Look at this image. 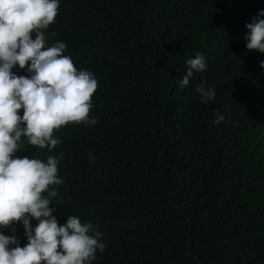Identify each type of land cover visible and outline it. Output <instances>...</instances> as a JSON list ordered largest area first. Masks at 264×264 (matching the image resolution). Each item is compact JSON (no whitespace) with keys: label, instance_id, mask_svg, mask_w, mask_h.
<instances>
[{"label":"trees","instance_id":"1","mask_svg":"<svg viewBox=\"0 0 264 264\" xmlns=\"http://www.w3.org/2000/svg\"><path fill=\"white\" fill-rule=\"evenodd\" d=\"M224 4L214 16L200 12L197 0H61L46 46L66 40L71 48L64 55L98 76L109 96L131 84L146 88L141 108L129 111L132 136L97 140L85 135L82 123L69 124L55 133L61 143L53 151L33 148L22 137L16 153L45 162L63 153L58 176L64 183L54 186L53 215L60 224L76 213L102 224L106 248L91 264H264V171L251 207L213 200L200 205L179 198L171 185L182 168L221 182L230 163L211 147L225 139L237 140L249 156L238 186L258 160L264 163V83L249 81L240 37L242 20L264 11V0ZM197 53L206 70L194 72L182 91L174 89ZM13 71L30 75L18 65ZM200 84L215 89L213 101L201 102ZM217 112L225 117L219 124L212 121ZM99 128L112 134L105 121ZM14 227L22 244L23 225Z\"/></svg>","mask_w":264,"mask_h":264},{"label":"clouds","instance_id":"2","mask_svg":"<svg viewBox=\"0 0 264 264\" xmlns=\"http://www.w3.org/2000/svg\"><path fill=\"white\" fill-rule=\"evenodd\" d=\"M199 11L214 16L223 12L224 0H197ZM61 0H0V264H91L96 252H104L102 224L81 215L67 216L60 224L53 215L57 211L58 191L54 187L64 181L58 176L63 153L49 155L46 162L17 156L22 137L33 148L53 151L61 141L55 133L69 124H81L85 135L108 140L134 132L130 109L141 108L140 83L131 84L116 95L109 96L99 81L76 57L64 55L70 44L54 38L46 46L48 30L55 24ZM154 14L161 21L156 6ZM245 30H248L244 37ZM33 34L35 38L33 39ZM251 83H264V11H250L241 22V35ZM183 79L176 78L173 88L181 90L191 85L194 72H203L207 65L203 54L186 61ZM19 66L30 75H17ZM76 65V66H75ZM79 68V69H77ZM201 102L215 99V89L196 86ZM264 125V101L259 109ZM225 117L216 113L213 123ZM101 121L111 126L106 135L99 128ZM211 149L218 159L230 163L224 179L215 184L201 173L182 168L178 181L171 183L178 194L195 199L200 205L210 200L251 207L256 185L263 176L264 163L257 161L249 177H244L249 157L235 139H225ZM90 160L95 157L89 153ZM250 165V164H249ZM55 205L53 207L52 205ZM32 220L37 221L32 224ZM22 224L25 240L21 244L14 225ZM5 229L12 234L5 235Z\"/></svg>","mask_w":264,"mask_h":264}]
</instances>
